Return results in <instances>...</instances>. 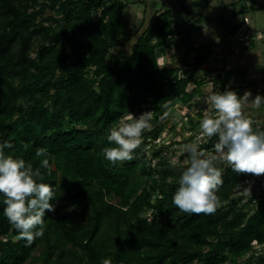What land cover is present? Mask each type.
Returning a JSON list of instances; mask_svg holds the SVG:
<instances>
[{
	"label": "trees",
	"instance_id": "1",
	"mask_svg": "<svg viewBox=\"0 0 264 264\" xmlns=\"http://www.w3.org/2000/svg\"><path fill=\"white\" fill-rule=\"evenodd\" d=\"M126 6L124 0H0V143H11L5 155L34 169L48 159L51 174L41 168V182L54 187L56 205L46 212L43 237L27 245L4 216L0 194V264L108 258L112 264H228L251 252L254 240L264 243V183L257 204L245 210L252 199L241 206L244 198L256 194L238 192L248 182L259 186L258 177L237 175L226 162L217 164L224 183L214 214L183 213L172 203L187 165L174 169L162 146H148L164 133L161 118L170 104L190 103L204 78L158 64L178 23L173 12L137 33ZM136 33L129 54L123 45ZM206 57L200 53L193 70ZM146 111L154 127L142 134L135 159L107 161L102 149L112 146L110 129L128 112ZM217 140L206 138L200 148L212 150ZM39 148L44 157L36 156ZM263 262L251 257L249 264Z\"/></svg>",
	"mask_w": 264,
	"mask_h": 264
},
{
	"label": "clouds",
	"instance_id": "2",
	"mask_svg": "<svg viewBox=\"0 0 264 264\" xmlns=\"http://www.w3.org/2000/svg\"><path fill=\"white\" fill-rule=\"evenodd\" d=\"M158 64L162 66L159 58ZM205 102L210 109L204 111L200 138L215 136L218 140L213 152L202 150L196 143L182 146V152L188 155L184 161L187 166L180 170L179 186L172 196V203L181 212L197 215L214 214L220 207L217 192L224 181L218 162H226L237 175L264 176V130H254L253 120L244 111L246 106L260 109L264 105V96L257 94L253 98L251 91L238 96L236 91L225 89L212 91ZM152 119L151 111L139 116L130 112L123 115L110 129L107 140L112 146L102 149L104 158L113 165L135 159V150L144 143L142 134L151 130ZM12 147L7 141L0 143V194L5 197L3 214L19 233L18 239L31 245L44 235L46 212H55L56 209L51 203L55 198L54 187L41 182L44 179L41 168L47 169L50 175L51 167L46 158L41 161V167L34 169L23 159L6 156L4 149ZM45 155L46 149L36 150L37 157ZM179 164L177 157L171 158L172 168ZM243 193L251 195L250 188H244ZM101 264H112V261L102 259Z\"/></svg>",
	"mask_w": 264,
	"mask_h": 264
},
{
	"label": "crops",
	"instance_id": "3",
	"mask_svg": "<svg viewBox=\"0 0 264 264\" xmlns=\"http://www.w3.org/2000/svg\"><path fill=\"white\" fill-rule=\"evenodd\" d=\"M124 1L127 3L125 15L132 28L137 25L136 23L141 27L149 26L165 11L174 13L178 21L174 25L180 27L181 39L185 37L187 40L170 42L166 46L159 56L160 63L164 62L163 67H180L187 70L191 68L192 70L188 71L192 72L193 77L198 78L192 67L197 65L199 54L204 53L207 54L208 60L198 70L203 69L209 82L219 85L217 90L223 91L229 86L233 91L240 88L243 92L251 91L253 98L257 94L264 96L253 90L257 82H264V37L252 44L241 42L236 37L241 35L243 28L251 27L252 22L258 26L253 27V30L256 33L260 32V36L263 35L264 29L261 31L258 29L264 22V0ZM249 12L254 13L252 22L248 16ZM245 17L249 19V25L244 22ZM203 22H206L207 26L201 27ZM219 26L223 28L222 31ZM186 42L188 44L184 46ZM216 53L220 58L213 56ZM207 64L210 66L208 69L205 68ZM215 71H219L217 76L212 75ZM204 82H207L206 78ZM250 108L252 107L246 106L244 111L257 114L264 111V105L260 109Z\"/></svg>",
	"mask_w": 264,
	"mask_h": 264
},
{
	"label": "rangeland",
	"instance_id": "4",
	"mask_svg": "<svg viewBox=\"0 0 264 264\" xmlns=\"http://www.w3.org/2000/svg\"><path fill=\"white\" fill-rule=\"evenodd\" d=\"M22 1L25 2V0H22ZM39 1L41 2L42 0H39ZM50 13H51L50 11H47L45 16H49ZM252 14H254V13L249 12V15H248L251 19V22H252ZM2 17L3 16L0 17V21H1ZM136 24L137 25H134L135 26L134 28L136 30L138 29L137 33L144 32L146 30V28L148 27L146 25H143V27H141V25L139 23H136ZM204 26H207L206 22H203L201 25V27H204ZM174 27H177V26L174 25ZM219 27L221 28V31H222L223 28L221 26H219ZM251 27H252V29H253V27L258 28L256 23H253V22H252ZM262 29H264V22H262L261 27L258 29V31H261ZM137 33L135 34V37L133 39L127 40L125 42V44L123 45V48L129 54L131 53L132 45L134 44L135 40L137 39V35H138ZM236 37L240 38V35H237ZM176 42H173V43H176ZM187 44H188V42L184 43V46ZM215 57L220 58L219 54H215ZM163 63L164 62H162V66H164ZM205 68L208 69V68H210V66L207 64V67H205ZM188 70H192V69L189 68ZM188 70L186 68L185 69L181 68V71H183L184 73H187V75H189V74L191 75L192 72L188 71ZM195 76L198 78H206L207 82H204V81H203L204 83L201 82L203 84L201 85V89H200L199 94L195 98H192L190 103H188V104L182 103L181 101L176 100L170 104L171 109L168 110L167 117L161 118V123H164V125H165L164 133L160 135V140L154 141L153 143H151L148 146V147H152V145H154V143H156L157 148H159V146H162V148L164 149L162 154L166 158H168L169 160H171V158H173V157H177L178 160L180 161V165H182L184 163V161H186L188 159V155L185 158H181L182 155L184 154L182 152V146L185 144H188V143L199 144L201 141H203V139L205 140V137L200 138L201 137L200 123H201V120L203 118V114H204L205 109H210V105L206 104V102H205L206 97L208 95H210L212 91H216L218 86H219L217 83L215 84V83L209 82L208 77L205 74L203 69L196 71ZM194 86L196 87V85H194L193 83L190 84L188 86V91L193 90ZM251 109L252 108H250V110ZM263 110H264V108H263ZM262 112L263 113H261V114L252 113L249 111H247L245 113H246V115H248L251 118L264 119V111H262ZM200 113H202V116H200ZM153 127H154V125L152 124V128ZM213 150H214V148L212 150H208L207 152H212ZM149 152H151V150H149ZM148 155L151 156L150 154H148ZM157 161H158V158H154L153 164L157 163ZM248 183L246 185L250 186L251 183H249V184ZM241 194L245 195L243 193V191H241ZM236 195L237 194L235 192L234 197H237ZM250 198H251L250 196L245 197L243 202L240 205L241 206L244 205L245 202H247ZM250 206L251 205L249 204V206L245 207V210H247ZM62 212H64V210H62Z\"/></svg>",
	"mask_w": 264,
	"mask_h": 264
},
{
	"label": "built area",
	"instance_id": "5",
	"mask_svg": "<svg viewBox=\"0 0 264 264\" xmlns=\"http://www.w3.org/2000/svg\"><path fill=\"white\" fill-rule=\"evenodd\" d=\"M244 22L246 23V25H249V19L248 18H244ZM179 31H180V27L177 26V27H174L173 28V31L171 33H169L167 35L168 37V40L169 41H178L180 39V34H179ZM256 36H255V35ZM264 37V33L262 36H260V32L256 33L252 28L248 29L247 27L246 28H243L242 29V33L240 35V41L241 42H245L247 44H250L251 42H258L260 39H262ZM238 51V50H237ZM218 54V53H216ZM215 56V54H214ZM217 56V55H216ZM219 73V71H215L212 73L213 76H217ZM195 88V86L193 87V89ZM225 89H230L229 86L225 87L223 89V91ZM254 91L258 92V93H261V94H264V82L263 81H259L257 82V84L254 86L253 88ZM179 101V100H177ZM253 120V127H254V130L255 129H259V130H264V119H253V118H250ZM210 139L208 137H205V139ZM212 138V137H211ZM160 140V138L156 139L155 141H158ZM205 142V140L203 139V141H201L198 145L199 147ZM204 150V149H203ZM258 182H257V185L259 186H256L255 187V184L253 182H250V186L248 185H245L244 188H250L254 191V193L256 194V198H253L251 197L250 199H252V203H251V206L253 205H256L257 204V197H259L262 193L261 191V184L264 183V176H259L257 178ZM249 184V183H248ZM254 186V187H253ZM241 191L239 192V194H241ZM249 199V200H250ZM252 246H253V249L251 252H249L248 254L246 255H243L239 258H236L235 260H231L228 264H249L250 263V258L252 257L253 260H258L260 257H264V243H259L258 241L254 240L252 242ZM252 263H255L254 261ZM264 264V262H263Z\"/></svg>",
	"mask_w": 264,
	"mask_h": 264
}]
</instances>
